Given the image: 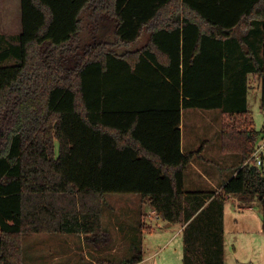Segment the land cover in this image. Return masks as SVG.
Wrapping results in <instances>:
<instances>
[{"label":"trees","instance_id":"trees-1","mask_svg":"<svg viewBox=\"0 0 264 264\" xmlns=\"http://www.w3.org/2000/svg\"><path fill=\"white\" fill-rule=\"evenodd\" d=\"M21 3L22 32L0 42V65L13 60L0 66V264H24L25 234L109 244L113 193L185 225L182 264H225L230 195L260 203L264 230V165L252 162L264 129L247 103L252 73L264 110V0ZM181 106L231 118L221 147L241 160L220 189L185 188L203 146L182 151ZM143 230L130 257L95 262H141Z\"/></svg>","mask_w":264,"mask_h":264},{"label":"rangeland","instance_id":"rangeland-1","mask_svg":"<svg viewBox=\"0 0 264 264\" xmlns=\"http://www.w3.org/2000/svg\"><path fill=\"white\" fill-rule=\"evenodd\" d=\"M101 31L106 34L108 29L104 27ZM148 34L149 30L147 29L139 44H142L147 40ZM12 62L13 60H10L9 58L4 63H1L0 66L12 64ZM247 77L249 78V104L252 109L255 128L262 130L264 129V110L261 108L260 83L257 76H254L252 73H249ZM230 120V116L224 114L221 109H185L184 141L186 142V149L190 146L199 148L202 144H204V146L207 144L209 152L212 154L213 158H215L216 164L213 166L216 171L221 170L219 166L220 164L224 165L226 162H229L228 158L233 156L237 157V155H239L226 153L221 149V127L224 122H228ZM187 140L190 143H188ZM195 182L196 183L192 182L191 179H187V192L198 188L210 189V185L207 182ZM122 195L130 199L132 196H137L138 194L113 193L108 195V199L116 202L117 200H114V198ZM242 204H244V202ZM225 205L227 228L224 241L225 264H264V233L257 232L259 226H261V228L263 226L260 203L255 201L253 205L256 210L251 212L248 209L243 210L239 208L237 196L231 197L226 201ZM134 206L135 204H132L128 207L130 216H127L123 212H119L118 209L113 210L106 208L107 206H105L103 226L105 230L110 233L109 239H111V237L114 239L112 243L113 245L108 247L110 250L114 246L119 248H116L117 251L115 253L112 254L110 251V253L103 255V257L121 260L122 258L130 257L133 254V242L141 235L139 227L140 222L137 218L139 206L137 207V210L134 209ZM145 210L148 211L149 207ZM146 217L148 218V227L146 231L142 233V238L144 239L143 234H145L146 238L143 243L144 256L146 258L144 261L137 264H155L151 254H153L156 250L163 249V247L166 248L167 238L169 237H173V240L168 244L165 252L167 251V253H170L172 251L174 254L182 252L183 254L184 235L178 231L180 228L179 223L172 226L168 230L167 234H163L158 231L160 224L162 226V224L166 222L160 219L157 220L160 222L158 224L156 218L154 216L151 217L150 213ZM120 222L125 223L126 225H122ZM116 224L119 225V229L116 228ZM151 228H153L152 231ZM123 231L126 233V239L121 235ZM161 235H164V238H162ZM57 237L60 236L50 233L25 234L23 236L24 251L26 256L24 264H97L94 260L96 252H90L89 248L86 250L84 246L82 247V245H77L75 252H67L66 254H62V256L57 254L56 252L65 249V246L61 243L57 246L49 244L53 242L56 244L59 240ZM157 259L160 260V257ZM157 262L156 264H158ZM178 263H180V260H178Z\"/></svg>","mask_w":264,"mask_h":264},{"label":"crops","instance_id":"crops-1","mask_svg":"<svg viewBox=\"0 0 264 264\" xmlns=\"http://www.w3.org/2000/svg\"><path fill=\"white\" fill-rule=\"evenodd\" d=\"M22 29H23V26H22V3H21V0H0V42L5 41L6 36H8V35L15 36V35L20 34L22 32ZM259 83H260V81H259ZM260 87H261V83H260ZM247 103H248L249 109H251L250 104H249V94L247 95ZM186 108L187 107L181 106V117L182 118H181L180 128H181V148H182V151L184 153H186L188 151L197 150V149L201 148L202 146H203V150L201 152L202 157H195L191 160V165L188 168V170L186 171V175H185V188L187 186V179H191V181L194 183H196L195 181H198L199 183L200 182H207L210 185L209 186L210 189L198 188L195 190L205 191V190H212V189H220L221 186L223 185L224 181H227L228 179H230L234 175V173H235L234 167L237 166L238 163L240 162L241 156L237 155V157L233 156V157L228 158L229 162H226V163L223 162V163H225L224 165L220 164L219 166H220L221 170L216 171V169L214 168V166L216 164L215 158H213L212 154L209 152V148H208L207 144H205V146H204V144H202L199 148H195V147L190 146L189 148L186 149V142L184 141L185 109ZM187 142L190 143L188 140H187ZM221 149H222V147H221ZM232 154H237V153H232ZM191 191H194V190H191ZM231 197H234V195H230L227 198V200H229ZM237 198H238L240 209H243V210L248 209L250 212L256 210V208L253 205L254 203L252 205H247L246 203L242 204L243 203L242 199H240L239 197H237ZM114 200H117V201L116 202L110 201V199H108V196H107V204H106L107 207L106 208H110L113 210L118 209L119 212H123L127 216H130V214L128 212L129 205L135 204L134 209H136V210H137V207L139 206L138 211H137V214H138L137 218H138V221L140 222L139 227H142L144 229L143 232L146 231V229L148 227V225H147V223H148L147 219L148 218L146 216L150 213V216L153 217L151 212L153 213V210H154V208H152V206L150 205L148 200H146V199L143 200L138 195L132 196L130 199L128 197L122 195V196L115 197ZM147 207H149L148 211L145 210ZM158 220H160V219H158ZM157 222H158V224L160 223L159 221H157ZM120 223L122 225L125 224L122 222H120ZM168 223H170V224H168ZM174 225H175V223H171V222H166V223L162 224V226L160 224V228H159L158 232L163 233V234H167L168 230ZM179 225H180V228L178 229V231L183 233L185 225H182L180 223H179ZM116 228L119 229L118 224H116ZM224 228H225V233H226V230H227V228H226V205L224 206ZM152 230H153V228H151V231ZM257 232L264 233V230H263V228H261V226H259V229L257 230ZM55 235L60 236V237H57V239H59V240L57 241L56 244H54V242L49 243V244L56 245V246L60 245V243L63 244L65 246V249L62 251L56 252L57 254H59L61 256H62V254H66L67 252H75L77 249V245H82V247L84 246L86 250H87V248H89L90 252L91 251L96 252L94 260L97 258L103 257V255L110 253V251L113 254L119 248V247L114 246L110 250V248L108 247L110 245H113L112 243H113L114 239L112 237L109 241V244L101 245L98 248H96L91 243L86 241V235H82V234L81 235L80 234H55ZM121 235L124 238L126 237V233L124 231L122 232ZM143 236H144V239H143V243H144V241L146 240L145 234H143ZM157 236H159V235H157ZM225 236H226V234H225ZM161 237L164 238V235H161ZM172 240H173V237L167 238V242H166V246H165L166 248ZM224 241H225V239H224ZM166 248L163 247V249L156 250L153 254H151V257L154 259V263L156 264V262L158 261L157 262L158 264H182V262H183L182 252H180L179 254L178 253L174 254V252H172V251L170 253L169 252L167 253V251L165 252ZM158 257H160V260L157 259ZM145 258L146 257L144 256L142 261H144ZM181 258H182V260H181ZM178 260H180V263H178ZM25 261H26V256H25Z\"/></svg>","mask_w":264,"mask_h":264},{"label":"built area","instance_id":"built-area-1","mask_svg":"<svg viewBox=\"0 0 264 264\" xmlns=\"http://www.w3.org/2000/svg\"><path fill=\"white\" fill-rule=\"evenodd\" d=\"M255 151L252 155V162L257 164L258 166L264 165V138L258 140L255 143ZM152 216L156 218V220L160 219L156 210H153Z\"/></svg>","mask_w":264,"mask_h":264},{"label":"water","instance_id":"water-1","mask_svg":"<svg viewBox=\"0 0 264 264\" xmlns=\"http://www.w3.org/2000/svg\"><path fill=\"white\" fill-rule=\"evenodd\" d=\"M100 34H101V37H103V31H100ZM168 224H170V223H168ZM241 264H249V263H241Z\"/></svg>","mask_w":264,"mask_h":264}]
</instances>
